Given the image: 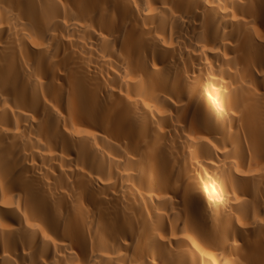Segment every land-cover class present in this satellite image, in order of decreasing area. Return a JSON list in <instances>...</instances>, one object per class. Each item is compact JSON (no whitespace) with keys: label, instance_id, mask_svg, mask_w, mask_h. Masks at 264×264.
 <instances>
[{"label":"bare ground","instance_id":"bare-ground-1","mask_svg":"<svg viewBox=\"0 0 264 264\" xmlns=\"http://www.w3.org/2000/svg\"><path fill=\"white\" fill-rule=\"evenodd\" d=\"M0 264H264V0H0Z\"/></svg>","mask_w":264,"mask_h":264}]
</instances>
